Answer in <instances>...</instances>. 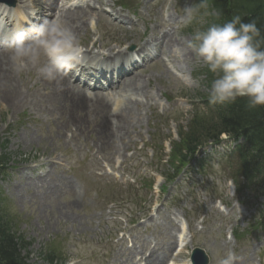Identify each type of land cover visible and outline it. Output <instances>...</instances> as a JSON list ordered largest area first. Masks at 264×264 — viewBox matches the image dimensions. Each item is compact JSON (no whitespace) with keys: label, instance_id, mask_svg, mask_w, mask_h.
I'll return each mask as SVG.
<instances>
[{"label":"rangeland","instance_id":"374dc122","mask_svg":"<svg viewBox=\"0 0 264 264\" xmlns=\"http://www.w3.org/2000/svg\"><path fill=\"white\" fill-rule=\"evenodd\" d=\"M83 1L93 9L77 39L92 54L84 56L86 75L75 69L71 84L86 96L105 99L97 105L83 98L74 104L68 91L46 88L31 65L16 72L13 86H0V152L7 138L6 152L12 154L0 177V213L33 242L29 261L46 264L51 252L58 257L56 264H149L139 262L138 255L152 252L157 264H192V249L201 247L210 264L227 251L235 253V264H264V232L253 226L264 197L246 194L245 203L237 200L225 166L228 157L209 147L199 155L201 167L192 162L174 181L163 177L170 165L160 158H168L178 126L188 125L209 89L198 74L205 67L187 48L206 20L198 13L191 26L180 25L183 10L195 7V1ZM0 6L13 15L22 9L19 0L15 6L0 1ZM101 12L111 15L106 24L99 21ZM24 16L30 22L22 29L41 19L31 9ZM159 33H170L178 46H148L153 56L144 59L139 43ZM100 54L115 64L113 55L121 54V63L109 70L94 68ZM121 72L139 75L147 96L137 98L139 105L135 98H124V107L140 110L142 123L126 138H115L109 95H119L122 85L119 81V87L109 89L107 82ZM17 92L25 94L23 102L15 99ZM236 230L243 236L240 241L233 237Z\"/></svg>","mask_w":264,"mask_h":264},{"label":"clouds","instance_id":"9594fccd","mask_svg":"<svg viewBox=\"0 0 264 264\" xmlns=\"http://www.w3.org/2000/svg\"><path fill=\"white\" fill-rule=\"evenodd\" d=\"M202 6L186 7L180 25L191 26ZM6 46L11 49L15 72L31 65L40 78L49 81L85 56L76 34L59 17L45 18L27 31L14 30ZM187 48L197 63L213 74L208 89L210 105H225L246 97L248 107H264V36L255 20L242 22V17L235 15L223 23L197 29L187 41ZM236 259L235 253L227 251L217 264H235Z\"/></svg>","mask_w":264,"mask_h":264},{"label":"trees","instance_id":"16d2710c","mask_svg":"<svg viewBox=\"0 0 264 264\" xmlns=\"http://www.w3.org/2000/svg\"><path fill=\"white\" fill-rule=\"evenodd\" d=\"M199 5H203L199 13H202V19L206 20L202 30L213 23H223L235 15H240L242 22L255 20L264 36V0H198ZM204 73L207 75L206 82L210 87L213 74L208 70ZM202 105L199 111H195L188 130L184 131L183 127H180V141L173 143L172 158L177 159L180 166H184L195 158L203 146L210 141H218L224 133L235 138H244L245 144L239 146L236 151L237 164L232 172V178L238 192L254 190L262 195L264 193V107H248L246 97H239L235 102L225 105L212 106L208 103V96H205ZM2 148L4 153L0 152V172L12 159L5 151L7 144ZM261 218L264 222V212ZM13 226L11 221L0 214V264H33L29 261L33 243L14 230ZM235 236L238 238L237 232ZM45 259L46 264H56L58 257L48 252Z\"/></svg>","mask_w":264,"mask_h":264},{"label":"bare ground","instance_id":"6f19581e","mask_svg":"<svg viewBox=\"0 0 264 264\" xmlns=\"http://www.w3.org/2000/svg\"><path fill=\"white\" fill-rule=\"evenodd\" d=\"M69 1L71 0H63V4L60 6L59 5L60 0H19L20 3H23L22 5L26 10L28 9L37 10L38 15H40L41 17V20L45 18L50 19L53 17H59L64 23H66L73 30V32L78 37L82 31L87 29L89 24L88 17L91 15L90 13L92 12L93 7H91L88 3L85 2L82 3V6L80 5L76 6L74 4L68 5ZM0 11H2L1 12L2 14L0 15V19H1L2 15H5V7L3 10L0 9ZM98 16H99V21L103 20L105 24L109 22V20L111 19V15L107 13L101 12ZM10 19L11 18L8 17L7 20ZM13 21H15V19ZM22 21L23 23L26 22L24 17L22 18ZM11 38H12L11 35L6 33V28L0 30V39H1L0 43H3V45H0V47L7 48L3 51H0V86H4L7 84L13 86L15 84L16 72L13 70L11 57L9 56L11 49H8V47L6 46L7 42L10 41ZM178 44L179 42L177 40H174L170 35V33L168 34L159 33L155 38L146 39L144 42L139 43L138 47H139V53L148 54L150 53V51L148 50V46H156L158 48L160 47L163 50V48L165 47L170 46L173 48V46H178ZM174 52L176 51L174 50ZM91 54H92V50L85 52V56L89 58H91ZM176 56L184 57V58L186 57L185 55L182 56L177 55V53ZM87 57H83V58H87ZM98 57H101V59L96 62ZM98 57L95 58V63L93 65L96 68L98 66H101L99 68L101 70H109L121 63L122 55L121 54H119L118 56L113 55L114 59L116 58L118 59L117 64L113 63V61L110 62L109 58L107 56H104L103 54H100ZM83 62L84 60L81 61L80 63L83 64ZM81 64L79 65L77 64L75 68H80ZM86 69L87 68L85 66L81 67V71L83 73L81 75H86L85 74ZM72 72H73L72 70H69V73L65 71L60 75H58L55 80H50V81L46 80L47 84L45 85V87L48 88L49 86L52 85L51 86L52 89L54 87L56 90L59 89L64 92L68 91L71 95H73L72 100L75 101L74 104H77V102L82 103L83 102L81 100L82 98L84 101L86 100V103L88 105L89 104L97 105L101 99L103 100L105 99L103 96L102 98H100L99 94H95V95L93 94V97H91V96H86L84 93L82 94L79 91H77L76 89L79 88L71 84L72 77L70 74ZM92 76H93L92 74H87V77H92ZM138 77L139 75L135 73L123 74V72H121L120 74H118L116 80L111 79L107 82L109 89L110 88L112 89L113 87H119L118 84L119 81L121 82L122 85L119 95H115V96L109 95V99L112 98L111 100L114 103L113 105L115 106V112L113 113V119L111 120L112 133L115 138H119V137L126 138V135L129 136L131 129L137 127V125H141L142 123L139 113L140 110L138 108L136 110H133L129 106H125V107L123 106L124 98L126 97L130 98L131 100L135 98L136 99L135 104L139 105L140 102L138 101L137 98L147 96L146 92L141 88V82ZM18 88H20V86H16V89ZM92 90H96V89H92ZM15 99L17 100V102H23V100L25 99V94L24 93L20 94L17 92L15 94ZM87 99H89L88 102ZM33 100H34L33 105L36 108V105H39V103L34 98ZM44 100L45 102L47 100L45 96H44ZM181 238L182 235H180L179 239L181 240ZM176 244L177 242L175 243V245ZM182 245L183 243H180L178 247H181ZM138 257H139V262L144 261V262H149V264H157L158 262H160L159 259L157 261L152 260L153 257H155L154 254H152V252H150L149 254L146 253L145 255L140 254L138 255Z\"/></svg>","mask_w":264,"mask_h":264},{"label":"water","instance_id":"95a60500","mask_svg":"<svg viewBox=\"0 0 264 264\" xmlns=\"http://www.w3.org/2000/svg\"><path fill=\"white\" fill-rule=\"evenodd\" d=\"M192 261L194 264H208L209 258L202 249H195L192 255Z\"/></svg>","mask_w":264,"mask_h":264}]
</instances>
